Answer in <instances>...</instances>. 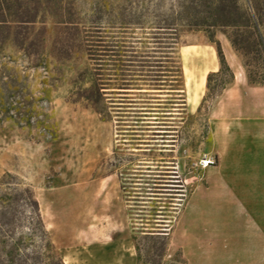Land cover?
<instances>
[{"label":"rangeland","instance_id":"obj_1","mask_svg":"<svg viewBox=\"0 0 264 264\" xmlns=\"http://www.w3.org/2000/svg\"><path fill=\"white\" fill-rule=\"evenodd\" d=\"M105 2L63 1L64 17L73 15L70 8L82 21L91 17L107 44H116L115 51L95 49L92 57L87 43H96V33L75 42L76 30L57 26L47 14L27 26V37L22 29L23 41L37 44L30 57L14 45L15 24L0 25V177L10 173L15 178L7 181L17 179L32 189L65 264H186L180 247L193 253L192 238L179 237L177 219L189 190L206 182L205 170L218 164L220 146L245 152L247 163L258 164L264 139L245 126L250 134L244 141L227 131L219 140L218 119L236 105L233 98L225 103L216 89H207V75L220 63L217 44L204 31L179 33L174 57L182 74L176 84L180 91L154 86L149 76L133 81L136 73L151 75L153 61H165V54L153 52L158 44L148 25L123 29L117 23L120 0ZM215 39L238 73L240 53L223 32L218 30ZM124 77L132 79L126 86ZM93 81L100 89L101 113L85 98ZM263 92L252 90L251 108ZM165 110L176 111L168 116ZM250 111L252 117L255 110ZM259 128L264 127L254 129ZM206 158L214 162L204 165ZM193 226L192 220L186 228L193 232ZM161 239L167 240L163 254L151 247Z\"/></svg>","mask_w":264,"mask_h":264},{"label":"trees","instance_id":"obj_2","mask_svg":"<svg viewBox=\"0 0 264 264\" xmlns=\"http://www.w3.org/2000/svg\"><path fill=\"white\" fill-rule=\"evenodd\" d=\"M64 0H0V25L6 27L11 23L15 24V47L23 50L29 57L32 48L36 47L35 42L26 43L23 41L22 29L29 34L28 27L37 22L39 14L44 13L54 19L55 24L72 26L78 37L75 42L88 39L89 32L98 36L96 43H87V51L92 57V51H115L116 44H107L102 36V27H95L96 21L89 17L87 21L77 15L73 8L72 16L64 17ZM120 0L116 11L117 23L123 29L129 27L151 28V39L155 44L154 53H164L165 61L156 59L151 75L136 73L133 81L146 79L154 82V86H168L169 91H180L176 86L181 79L180 66L174 57V46L179 39L181 30L195 31L202 30L207 38L217 44L219 57V68L207 75V89H216L219 94L234 81L235 75L228 64L219 40L215 39L219 30L225 34L233 48L240 53L243 67L249 83L264 85V0ZM93 4L106 6L105 0ZM146 5L141 10V5ZM96 11V9H94ZM71 14V13H70ZM92 27L86 28L88 25ZM116 23V21H115ZM87 25V26H86ZM83 26V27H81ZM3 28V27H2ZM94 28V29H91ZM94 30V31H92ZM84 34V35H83ZM125 38V37H123ZM88 41V40H87ZM71 43V39L68 40ZM89 42V41H88ZM110 42V41H108ZM113 42V41H111ZM117 42V41H114ZM41 44V43H40ZM39 46V44H38ZM55 46V44H54ZM53 46V47H54ZM41 48V46H39ZM109 47V48H107ZM55 48V47H54ZM156 48H159L156 52ZM37 49V47H36ZM110 49V50H108ZM161 50V51H160ZM136 53L138 51H132ZM155 58H160L154 55ZM38 64L40 58L31 60ZM161 62L169 63L168 66H161ZM141 72V70H137ZM125 76V75H123ZM144 77V78H143ZM218 77L215 87L211 85L213 78ZM123 86H126L132 79L122 78ZM168 82V83H166ZM136 83V82H135ZM25 88V87H24ZM126 87H120L123 90ZM162 89L163 87H157ZM27 89V87H26ZM128 95V93H120ZM182 95V94H180ZM100 89L93 81L85 98L92 107L100 111ZM122 98L126 96H120ZM174 100V99H173ZM183 106L186 100L183 97ZM173 109H177L174 101H169ZM171 116L176 110H165ZM157 120V119H153ZM158 124V123H156ZM160 127V125H156ZM162 126V125H161ZM165 126V125H163ZM167 132V128H159ZM8 178H15L12 174L6 173L0 177V264H65L51 241L48 230L45 226L39 203L35 198L32 189L22 186V182L7 181ZM167 245L166 239L154 242L151 247L157 246L162 254Z\"/></svg>","mask_w":264,"mask_h":264},{"label":"crops","instance_id":"obj_3","mask_svg":"<svg viewBox=\"0 0 264 264\" xmlns=\"http://www.w3.org/2000/svg\"><path fill=\"white\" fill-rule=\"evenodd\" d=\"M237 68L234 81L220 94L225 103L233 98L236 107L219 117V140L226 131L243 140L250 134L245 126L262 140L264 128H254L264 127V96L253 108L249 99L252 90L264 91V85L250 84L243 64ZM250 110H255L252 117L247 116ZM221 149L218 164L205 170L206 182H196L186 195L177 231L179 237L192 238L193 253L186 245L180 248L186 264H264V151L261 162L250 164L245 152ZM191 218L193 232L186 228Z\"/></svg>","mask_w":264,"mask_h":264},{"label":"built area","instance_id":"obj_4","mask_svg":"<svg viewBox=\"0 0 264 264\" xmlns=\"http://www.w3.org/2000/svg\"><path fill=\"white\" fill-rule=\"evenodd\" d=\"M213 162H214V160L209 159V158L208 159L206 158V159L203 160V164L204 165H209V164H212Z\"/></svg>","mask_w":264,"mask_h":264}]
</instances>
